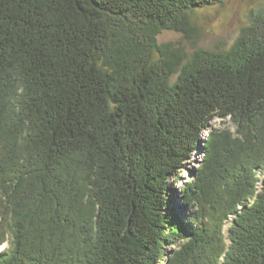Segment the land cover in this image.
Here are the masks:
<instances>
[{
	"label": "trees",
	"instance_id": "obj_1",
	"mask_svg": "<svg viewBox=\"0 0 264 264\" xmlns=\"http://www.w3.org/2000/svg\"><path fill=\"white\" fill-rule=\"evenodd\" d=\"M226 1L0 0V264H264V13L158 41Z\"/></svg>",
	"mask_w": 264,
	"mask_h": 264
},
{
	"label": "rangeland",
	"instance_id": "obj_2",
	"mask_svg": "<svg viewBox=\"0 0 264 264\" xmlns=\"http://www.w3.org/2000/svg\"><path fill=\"white\" fill-rule=\"evenodd\" d=\"M261 13H264V0H228L222 5L198 8L192 14V19L198 26L197 34L185 36L174 30H164L158 35V41L159 43H173L175 47L182 48L186 54L192 53L197 48L226 50L234 43L241 28L249 24L255 15ZM212 126L213 128L228 127L230 130H234V126L228 118L224 122L214 119ZM202 153L203 151L194 153L193 159L188 165L190 170L182 171L179 181L171 186L174 190L173 196L179 197L181 186L193 178L194 169L200 164ZM258 176L259 179L262 178L263 173L259 172ZM228 225L227 221L223 228L225 233H227ZM6 246L7 243H3L0 250Z\"/></svg>",
	"mask_w": 264,
	"mask_h": 264
},
{
	"label": "bare ground",
	"instance_id": "obj_3",
	"mask_svg": "<svg viewBox=\"0 0 264 264\" xmlns=\"http://www.w3.org/2000/svg\"><path fill=\"white\" fill-rule=\"evenodd\" d=\"M259 187V184H258V186H257V188Z\"/></svg>",
	"mask_w": 264,
	"mask_h": 264
}]
</instances>
